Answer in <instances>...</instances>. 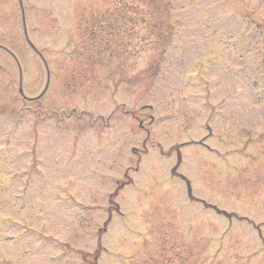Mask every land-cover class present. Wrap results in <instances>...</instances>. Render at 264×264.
Wrapping results in <instances>:
<instances>
[{"label": "rangeland", "instance_id": "374dc122", "mask_svg": "<svg viewBox=\"0 0 264 264\" xmlns=\"http://www.w3.org/2000/svg\"><path fill=\"white\" fill-rule=\"evenodd\" d=\"M21 1L50 78L0 49V264H264V0Z\"/></svg>", "mask_w": 264, "mask_h": 264}, {"label": "water", "instance_id": "95a60500", "mask_svg": "<svg viewBox=\"0 0 264 264\" xmlns=\"http://www.w3.org/2000/svg\"><path fill=\"white\" fill-rule=\"evenodd\" d=\"M19 3H20V0H19ZM20 6H21V3H20ZM21 11H22V8H21ZM22 17H23V12H22ZM23 24H24V20H23ZM24 31H25V36H26V39H27L29 45L33 48L32 44L30 43V41L28 39V36H27V33H26V29H25V25H24ZM19 93H20V95L23 96L22 89H21V81L20 80H19Z\"/></svg>", "mask_w": 264, "mask_h": 264}]
</instances>
